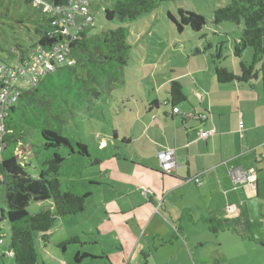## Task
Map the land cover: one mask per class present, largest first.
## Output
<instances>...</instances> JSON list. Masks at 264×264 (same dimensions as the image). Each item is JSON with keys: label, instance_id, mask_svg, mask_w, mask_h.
<instances>
[{"label": "crops", "instance_id": "crops-1", "mask_svg": "<svg viewBox=\"0 0 264 264\" xmlns=\"http://www.w3.org/2000/svg\"><path fill=\"white\" fill-rule=\"evenodd\" d=\"M146 67L147 74L153 73L151 66ZM211 71L210 66L190 65L178 74L165 73L155 79L157 84H150L155 93L164 90L166 96L150 97L136 112L130 108L122 130L113 129L125 148L112 153L116 160L104 167L109 171L107 181L100 180L102 173L94 178L98 186L110 187L113 196L98 205L91 217L101 211L103 219L112 220L114 231H119V219L129 216L135 231L128 241L119 238L107 243L108 248L114 245V263L105 249L85 250L94 258H107L112 264H144L147 254V264L215 260L216 264H253L255 254L264 251V95L253 83V88L237 81L219 83ZM173 80L182 83L187 98L177 105L178 112H173L169 101ZM201 130L212 133L200 137ZM167 149L175 150L177 161L169 174L161 169L157 156ZM231 166L253 168L256 185H235ZM143 186L153 191L149 198L142 194ZM84 215L59 217L53 228L64 230L62 240L72 236L83 240L82 234L90 232L88 242L104 244L98 225L83 232L76 228L74 221L86 227ZM53 228L47 242L54 241ZM38 241L46 245L42 233L35 234L36 248ZM8 252L4 239L0 264H15ZM59 262L68 264L64 258Z\"/></svg>", "mask_w": 264, "mask_h": 264}, {"label": "trees", "instance_id": "trees-1", "mask_svg": "<svg viewBox=\"0 0 264 264\" xmlns=\"http://www.w3.org/2000/svg\"><path fill=\"white\" fill-rule=\"evenodd\" d=\"M48 1L53 5H69L71 2V0ZM162 1L164 0H111L112 7L105 8V17L107 20L117 18L120 21L135 19L158 7ZM224 1L228 3L214 10L213 23H244L233 50L234 55L240 59V71L236 73L221 64L220 60L224 57L223 49L218 45L215 46L216 53L213 55L215 76L219 83L237 81L254 86L252 81L258 79L260 75L264 79V0ZM24 2L39 12L33 14L38 16L32 20L29 17L34 23L38 39L28 48L17 43L12 50L10 49L9 57H0V66L12 68L16 73L14 76L18 78L16 82L23 80L18 77L20 69L28 71L26 61L32 59L36 49H53L56 44L64 42L61 28L52 24L44 6L36 5L34 0ZM178 14L180 21L171 13L169 16L177 24L180 32L185 26L200 32L207 25V19L196 12L181 7ZM94 26L95 22L93 26L81 29L77 38L70 42L67 54L74 60L73 64L52 60L55 69L47 71L36 83L23 82V85H15L20 89V96L17 102L11 105L3 121L4 148L0 160V188L4 194L0 195V238L5 239L9 234V252L13 254L15 264H47L39 258L35 234L42 233V239L48 241V232L59 217L76 215L87 207V198L90 195H79L64 190L57 175L67 156L71 154L89 158L92 156L85 143L78 142L77 148H74L62 131L78 114L79 109H91L96 102L104 100V94L110 93L116 83L122 82L132 49L124 26L102 33L93 32ZM205 37L207 38L206 33L201 39ZM206 44L204 51L214 47L209 40H206ZM247 50H252L250 61L244 59ZM196 51L200 53L199 49ZM8 80L12 79L7 78ZM4 83L0 80V86ZM169 94V101L175 112L174 108L187 99L182 83L178 80L171 81ZM35 129L41 132V147L54 150L52 157L43 162L45 168L38 177L28 173L26 170L28 164L19 158L17 152L21 142ZM64 147L70 148V152L66 154L61 152ZM100 161L99 158L94 159L95 163ZM44 200H51L52 207L35 213L27 210L32 201ZM3 231L7 232V235H2ZM79 239L72 236L60 243V246L65 250L70 243L79 242ZM90 256L92 255L85 251H77L74 259L78 264H88L83 260ZM144 256V264H147L148 256L147 254Z\"/></svg>", "mask_w": 264, "mask_h": 264}, {"label": "rangeland", "instance_id": "rangeland-1", "mask_svg": "<svg viewBox=\"0 0 264 264\" xmlns=\"http://www.w3.org/2000/svg\"><path fill=\"white\" fill-rule=\"evenodd\" d=\"M226 2L224 0H164L158 7L149 12L135 19H125L124 21L117 18L113 20L106 19L105 8L112 7L111 0H94L92 2L91 11L95 18L93 32L102 33L124 26L132 46L130 59L124 69L122 82L116 83L110 93L104 94V100L96 102L91 109H79L78 114L64 126L62 133L70 140L73 147L77 148L78 142L85 143L92 157L89 158L79 154L67 156L57 176L61 180L64 190H70L79 195H90L87 198V207L84 211L67 217L72 218L87 214L83 217L86 227L74 221L76 228L83 232V229L89 231L98 225L102 230L104 244L88 242L92 237L89 232L87 235L82 234L83 240L79 239V242L70 243L63 250L60 243L66 241V238L62 240L65 237L63 235L64 230L61 232L58 229L59 227H54L51 237L54 241H44L45 243H42V245L46 244L44 247L40 245L39 241L37 242L40 260L45 261L47 264H60L59 261L64 258L68 264H78L74 259L77 251L84 252L86 250L97 253L96 251L100 252L105 249L110 252V259L114 263L115 257L112 256L114 249L111 250L114 245L111 244L108 248L107 243L109 241L111 243L119 241V238L126 241L131 239L132 233L135 231L133 230L135 222L133 219H129V216L122 217L119 219L122 224L119 227L120 230L114 231V222L103 219L104 215L101 211L96 213V217H91V212L98 205L113 196L110 187L106 185L98 186L94 178L98 179L102 173L103 178H100V180L107 181L105 176L109 171L106 168L112 166L116 160V158L113 159L114 155L112 153H117L118 149L123 150L125 148V142L121 141V138L117 139V136L114 137V130L116 128L122 130L124 114L129 113L130 108L133 112H136L140 107L147 104L150 97L161 99L160 97L163 95L166 96L167 92L164 90L155 93L150 84V82L157 84L155 79H161L165 73L168 75L169 73L170 75L178 74L184 72L185 69L187 70L190 65L200 66L201 68L210 66L211 72L215 73L213 63V55L216 53L215 46L221 45L223 49L222 54L224 57L220 60L221 64L233 71L234 69L237 72L240 71V59L234 55L233 50L235 42L238 41L242 33L244 23H213L214 10L219 6L226 5ZM181 7L201 14L207 19V25L202 31L195 32L188 26H185L182 32L178 30L177 24L171 19L169 13L177 21H180L178 9ZM34 13L39 12L35 7L27 6L24 0H0V57H9L10 49L12 50L17 43H21L23 47L28 48L38 39L34 23L30 21V19L32 20L38 16V14L34 16ZM204 33L207 34V38L201 39ZM206 40L211 41L214 47L204 51L207 45ZM197 49L200 50V53L196 51ZM251 58L252 50H247L244 59L250 61ZM146 66H151L153 73L147 74L146 69L148 68ZM173 70H176V72H173ZM252 83L264 95L263 76L260 75ZM250 87L253 88L254 86ZM130 96L133 97L134 101ZM41 144V132L35 129L31 135L21 142L17 151L19 158L28 164L26 167L28 173L36 177L45 168L43 162L52 157L54 153L53 149H43ZM61 152L66 154L70 152V148L64 147ZM95 158H99L101 161L95 163ZM104 167L106 168L104 169ZM0 195H3L2 188H0ZM51 202V200L32 201L27 210L30 213H35L50 208ZM126 229L128 231H124ZM70 230L73 231L74 227ZM4 232H1V234L7 233ZM5 242L9 244V234L5 236ZM83 262L88 264H112L107 258L101 259L92 256L86 257ZM253 262V264H264V251L257 252ZM151 264H153L152 261ZM210 264H216V260L210 262Z\"/></svg>", "mask_w": 264, "mask_h": 264}, {"label": "built area", "instance_id": "built-area-1", "mask_svg": "<svg viewBox=\"0 0 264 264\" xmlns=\"http://www.w3.org/2000/svg\"><path fill=\"white\" fill-rule=\"evenodd\" d=\"M93 0H71L69 5H53L48 0H34L36 5H42L47 10L51 17V22L61 28V32L64 35V42H60L53 46V49L38 48L34 51L32 59L26 61L28 64L27 69H20L21 79L15 78L16 73L12 68H7L4 65L0 66V80L5 83L0 86V160L2 158V152L4 148L2 131L4 130V118L8 115L11 105L17 102L20 96V89L15 85H23L24 83L34 84L41 76L47 71H53L55 64L52 60L64 61L68 64H73L74 60L69 57L67 51L71 41L77 38L81 29L89 26H93L95 18L92 15L91 3ZM25 63V64H26ZM9 76V77H8ZM11 76V77H10ZM11 78L12 80H8ZM175 112L179 111V108H174ZM212 133L211 131L201 130L199 132L200 137H206ZM264 149V144H263ZM161 169L165 173H171L177 166L175 150L167 149L161 150L157 154ZM229 173L235 185L238 183H246L248 185H256V171L252 169H242L239 167H229ZM196 182L200 183L199 177L195 178ZM142 194L149 198L153 191L145 186L141 188ZM231 206H228V210ZM4 241L0 238V243ZM8 255L13 258V254L8 252Z\"/></svg>", "mask_w": 264, "mask_h": 264}]
</instances>
